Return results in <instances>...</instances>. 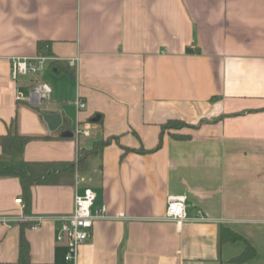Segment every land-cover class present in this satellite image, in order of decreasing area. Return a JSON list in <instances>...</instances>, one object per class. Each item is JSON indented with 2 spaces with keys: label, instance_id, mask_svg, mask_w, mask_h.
I'll return each mask as SVG.
<instances>
[{
  "label": "crops",
  "instance_id": "obj_1",
  "mask_svg": "<svg viewBox=\"0 0 264 264\" xmlns=\"http://www.w3.org/2000/svg\"><path fill=\"white\" fill-rule=\"evenodd\" d=\"M38 42L43 69L13 79L11 58L41 54ZM37 82L52 89L43 107L29 101ZM44 113L61 115L55 130ZM14 119L28 161L76 162L110 139L68 182L32 185L27 200L17 177H0V216L11 218L0 222V264L16 261L21 224L36 216L24 227L35 263L264 264V0H0V135ZM171 119L196 127L161 133ZM86 121L90 134L76 137ZM160 136L156 150L124 152ZM85 190L105 218L67 262L54 216ZM170 195L186 196L179 226L165 218ZM222 227L254 256L232 261L245 245L222 243Z\"/></svg>",
  "mask_w": 264,
  "mask_h": 264
},
{
  "label": "trees",
  "instance_id": "obj_2",
  "mask_svg": "<svg viewBox=\"0 0 264 264\" xmlns=\"http://www.w3.org/2000/svg\"><path fill=\"white\" fill-rule=\"evenodd\" d=\"M48 44L44 42H38L37 48L39 53L48 55ZM182 127L195 128L194 124H187L178 119H171L161 125V133L166 129H180ZM170 135L175 139H186L189 137L187 134H180L172 132ZM30 139L29 136L20 134L17 131L15 119L12 121L10 127L5 134L0 135V148L1 152L9 158L0 159V177L15 176L19 179L22 188V195L25 200L29 197V190L32 185L36 184H53L68 182L70 178L74 176L75 168L81 170L86 162L87 157L103 147L110 138L104 141L97 142L91 149L78 151V158L76 162H35L28 161L20 158L25 143ZM116 139V138H115ZM162 144V138L160 136L157 144L151 149H144L140 147L128 148L124 147V152L136 151V152H148L160 148ZM31 226V223L21 224V230L18 241V256L15 262L11 264H43L35 263L32 261L29 253V244L24 235V227ZM220 241L234 242L242 241L245 245L243 252L232 259L237 263L245 262L251 259L255 254V249L251 244L243 238L240 234L233 231L228 227H222L220 230Z\"/></svg>",
  "mask_w": 264,
  "mask_h": 264
},
{
  "label": "built area",
  "instance_id": "obj_3",
  "mask_svg": "<svg viewBox=\"0 0 264 264\" xmlns=\"http://www.w3.org/2000/svg\"><path fill=\"white\" fill-rule=\"evenodd\" d=\"M48 56L37 54L31 57L16 56L11 58V77L16 79L19 75H35L43 69ZM72 63V62H71ZM52 89L46 82H37L30 88L29 101L37 106H40L50 101ZM76 104L79 109L85 107L83 101L77 100ZM91 130V123L86 121L77 124L74 128V135L88 136ZM96 195L91 190H85L83 194H75L73 199V207L71 212L54 216V219L59 224V230L56 234L57 241L66 243L65 260L75 263L78 256L80 245L86 242L91 236V229L96 219L105 218L104 206L93 212V204ZM186 196L170 195L167 197V206L165 218L174 221L178 226L187 219L185 210ZM45 219L44 216H36L27 218L31 223V227L35 228ZM198 219L204 218L199 216ZM11 218L0 216V222L7 223Z\"/></svg>",
  "mask_w": 264,
  "mask_h": 264
},
{
  "label": "water",
  "instance_id": "obj_4",
  "mask_svg": "<svg viewBox=\"0 0 264 264\" xmlns=\"http://www.w3.org/2000/svg\"><path fill=\"white\" fill-rule=\"evenodd\" d=\"M43 119L50 130H55L61 123V115L59 113H44Z\"/></svg>",
  "mask_w": 264,
  "mask_h": 264
},
{
  "label": "rangeland",
  "instance_id": "obj_5",
  "mask_svg": "<svg viewBox=\"0 0 264 264\" xmlns=\"http://www.w3.org/2000/svg\"><path fill=\"white\" fill-rule=\"evenodd\" d=\"M45 105V103L44 104H42L41 106L43 107Z\"/></svg>",
  "mask_w": 264,
  "mask_h": 264
}]
</instances>
